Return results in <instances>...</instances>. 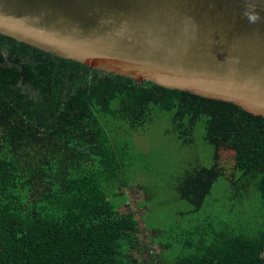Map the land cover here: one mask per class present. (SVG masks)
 I'll list each match as a JSON object with an SVG mask.
<instances>
[{
  "label": "trees",
  "instance_id": "obj_1",
  "mask_svg": "<svg viewBox=\"0 0 264 264\" xmlns=\"http://www.w3.org/2000/svg\"><path fill=\"white\" fill-rule=\"evenodd\" d=\"M162 115L184 145L201 131L213 148L212 163L188 171L178 187L193 211L203 209L226 155L234 163L228 200L254 203L256 188L263 218L250 228L211 211L174 263L160 232L143 220L151 232L143 238L136 215L124 212L128 191L143 187L129 179L130 143L110 127L121 122L126 134ZM0 264H264V116L0 35Z\"/></svg>",
  "mask_w": 264,
  "mask_h": 264
},
{
  "label": "water",
  "instance_id": "obj_2",
  "mask_svg": "<svg viewBox=\"0 0 264 264\" xmlns=\"http://www.w3.org/2000/svg\"><path fill=\"white\" fill-rule=\"evenodd\" d=\"M0 0V35L264 116V0ZM251 10V9H249Z\"/></svg>",
  "mask_w": 264,
  "mask_h": 264
},
{
  "label": "rangeland",
  "instance_id": "obj_3",
  "mask_svg": "<svg viewBox=\"0 0 264 264\" xmlns=\"http://www.w3.org/2000/svg\"><path fill=\"white\" fill-rule=\"evenodd\" d=\"M121 125V122L110 120L114 138H119L125 147H128L129 143L131 145L125 151L126 162L133 166L129 171V179L134 183L133 187L138 189L141 185L144 189H141L139 194H136L135 189L128 191L129 205L124 212L136 215L145 230L142 232L143 238L151 236L145 222L160 232L161 241L171 245L166 251L171 262L174 263L176 255L182 251L183 241L190 236L188 232L204 226L211 211L214 214L210 215L215 218L225 216L226 220L235 225L243 222L246 227H258L263 218L256 188L251 189V198H256L254 203L238 201L239 203L232 205V201L228 200L231 186L226 184L225 179H232L234 175L231 174L234 171V163L230 156L221 157L223 175L211 189L202 210L193 211V204L179 196L178 187L185 174L195 167L212 163L213 148L204 142L201 131L197 132L195 142L188 146L171 132V122L167 116H157L141 130L126 131V134L119 132L117 127ZM148 197L151 205L145 208L142 205ZM205 232V235L209 236V228L202 233ZM193 236L199 238L201 234L194 233ZM154 251L159 253L157 245ZM137 256L141 263L146 257Z\"/></svg>",
  "mask_w": 264,
  "mask_h": 264
},
{
  "label": "clouds",
  "instance_id": "obj_4",
  "mask_svg": "<svg viewBox=\"0 0 264 264\" xmlns=\"http://www.w3.org/2000/svg\"><path fill=\"white\" fill-rule=\"evenodd\" d=\"M243 15L248 19L249 23H256L260 20V15L258 12L255 11V4L254 2H251V0L249 3V8H246L244 10Z\"/></svg>",
  "mask_w": 264,
  "mask_h": 264
}]
</instances>
